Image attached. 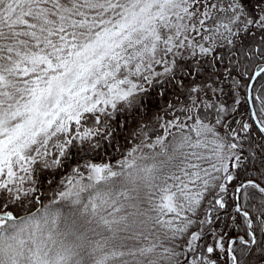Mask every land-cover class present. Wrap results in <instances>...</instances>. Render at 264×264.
<instances>
[{"label": "snow or ice", "instance_id": "obj_1", "mask_svg": "<svg viewBox=\"0 0 264 264\" xmlns=\"http://www.w3.org/2000/svg\"><path fill=\"white\" fill-rule=\"evenodd\" d=\"M0 264H264V0H0Z\"/></svg>", "mask_w": 264, "mask_h": 264}, {"label": "trees", "instance_id": "obj_2", "mask_svg": "<svg viewBox=\"0 0 264 264\" xmlns=\"http://www.w3.org/2000/svg\"><path fill=\"white\" fill-rule=\"evenodd\" d=\"M113 155H115V153H113Z\"/></svg>", "mask_w": 264, "mask_h": 264}]
</instances>
